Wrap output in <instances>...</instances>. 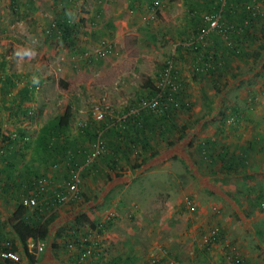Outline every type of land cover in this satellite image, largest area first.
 Masks as SVG:
<instances>
[{
  "label": "rangeland",
  "instance_id": "374dc122",
  "mask_svg": "<svg viewBox=\"0 0 264 264\" xmlns=\"http://www.w3.org/2000/svg\"><path fill=\"white\" fill-rule=\"evenodd\" d=\"M8 1L0 0V52L8 51V65L24 62L37 70L20 77L18 82L27 80L20 95L1 97L0 249L11 243L2 234L11 232L7 220L19 204L21 182L43 174L59 186L81 165L82 193L53 210L58 215L43 248L31 250L33 260L23 257L22 263L110 264L106 254L121 252L130 238V252L137 244L143 248L145 260L138 264H154L159 247L181 264H227L223 242L237 247L241 264H264V242L256 232L264 236V48L254 56L264 42V0H233L235 6L224 11L223 23L235 30L244 11L259 7L262 13L247 37L234 40L233 51L223 33L205 37L199 52L219 57L206 73L195 70L196 52L175 46L195 29L182 12L195 10L187 15L199 19L211 10V0H202L209 2L205 9L191 0H158L151 17L144 11L153 0H70L65 12L78 28L71 46L48 26L63 6L60 0H17L15 12ZM168 61L182 85L171 103L176 113L135 110L152 94L143 79L155 85ZM102 104L114 110L104 112L112 120L96 116ZM120 112L138 113L143 123L136 127L144 135L130 122L113 125ZM60 122L65 126L59 135L44 133ZM12 133L14 150L5 159ZM97 139L103 152L86 161ZM151 150L155 154L145 158ZM241 153L243 165L237 163ZM221 158L237 165L228 172ZM27 211L33 225L51 212ZM110 227L114 238L102 235ZM85 237L96 249L91 255L85 254Z\"/></svg>",
  "mask_w": 264,
  "mask_h": 264
},
{
  "label": "trees",
  "instance_id": "16d2710c",
  "mask_svg": "<svg viewBox=\"0 0 264 264\" xmlns=\"http://www.w3.org/2000/svg\"><path fill=\"white\" fill-rule=\"evenodd\" d=\"M60 1L62 2L63 6L56 12V16L54 17V19H52V21L49 22L48 26H49V30H51L53 32H55V30H56L57 33L56 32L55 33L57 34L58 38L62 42H65V43H67L68 46H71V44L73 42V39L76 36L75 34L77 33L78 28L76 27L75 23H73L72 20L69 18V13L65 12L66 9H67L65 3L69 4L70 0H60ZM232 2H233V0H224V3L222 2V0H211V2H210L211 10L207 11L205 13V15L200 16L199 19H196V18L193 19L192 18L193 19L192 20L193 24H195L193 26L195 28L194 29L195 31H193L191 37L189 39H187L186 42L181 43L180 46H178V47L175 46V49L178 52L180 51L179 49L182 48V47L185 50H190V51L196 52L197 57L200 60L198 61L199 63L196 65L195 70H198L199 72L204 71L206 73V72H209L207 70L212 71L213 68H215L216 64L219 63V60H218L219 57H217L216 55H214V54L213 55L206 54V56H205L202 52H199L201 47L203 46V44L200 43V42H197L196 40H194V37L205 26L204 17L206 15L216 14V13L219 12V21L222 22L223 19H224V17H221L222 16V11H223V9H224V11H227L228 8L230 7V5L232 4ZM7 5H8L9 9L12 12H15L16 9H17V0H9ZM28 5L30 6V4H28ZM219 5H221L222 7L219 8ZM195 13H196L195 10H192V9L190 10V15L192 17L195 15ZM261 13L262 12L260 11L259 7H257V8L252 7L249 10L244 11L243 19L239 21L240 25L237 26V30H235L234 25H233V28H231L232 24L228 25L230 29H227L226 31H224L225 39L227 38V43H229L228 46H226V49L229 48L232 51L235 50V42H234V40H240L242 37H247L249 35L248 29L250 27H254L255 21L260 19V14ZM194 20L196 21V23L194 22ZM260 28H262V30L264 29V27H262V26ZM232 31H236V33H231L229 35V32H232ZM211 33H219V34H221L222 32L208 31L207 36L211 35ZM231 35H232V39H231ZM261 35H262L261 37L264 39V32L263 31H262ZM221 36H222V34H221ZM188 42H191V43L190 44H186ZM225 45H227V44H225ZM257 45H258V48L255 50L254 56H258V55L261 54L260 52L264 48V42L261 41ZM3 55H4V53H0V66L4 63ZM173 72H174V70H173ZM174 81H175V84L177 85V92H171V90L166 89L165 90L166 95H167V93H169L173 97H175L176 95H179V91H180L182 85L179 82L177 77L174 78ZM143 83L148 86V88L151 90L150 91L151 93H155L156 85H153V82H152L150 77H148V76L145 77L143 79ZM34 87H35L34 84L30 85V89H34ZM169 103L171 104L173 102L170 101V99H169L167 105H165V107H164V110L163 111H158V114L160 116L165 117V116L168 115L170 117L171 114H175L176 113L175 112L176 111V107L173 106L172 104H171V106L168 107ZM185 108H189V107H187L185 105ZM120 113H122V112H120ZM140 113H142V112H140ZM103 115H104L103 117L108 116V118H102L100 120L101 122H103V120H106V119H109V118H110L109 120L113 119V117L110 116L107 113H103ZM139 117L140 116H139L138 113L137 114H133L132 116L125 117L121 121H114L116 123H114L113 125H116L117 128H120V127H123V125L125 126L126 122H130V124H133V126H135L136 132L139 133L141 136H143L144 134H143L142 129L140 131H138V129L136 127L137 126L136 123H140V124L143 123V120L141 119V117L140 118ZM64 126H65V124H63L62 122H60V124L56 123L54 126L49 125V128L44 130V133H48V132H49V134L57 133V135H59L61 130H63ZM184 126L187 127L188 125H186V123H184L183 127ZM84 131L87 133L89 130L87 128H85ZM118 132H119L120 135H122V131H118ZM12 134L8 135L6 137L7 140L9 141V144H10V141L13 140V138H11ZM94 139H95V137H94ZM173 140L177 141V140H179V137L177 136V138H174ZM175 141H174V143H175ZM226 148L227 147H224L222 149L223 153L226 151ZM90 149H91V147L89 148V150ZM89 150L87 151V154H88ZM102 152H103V150L97 156H99ZM153 154H155V151L151 150V151H149L148 155L145 154V158L148 157V156H151ZM222 158H221V167L229 172V170L232 169L231 166H235V165H237V163H241V165H243L244 164L243 162H244L246 157H245V153L239 154V158H238L239 162H237V163L233 162V161L232 162L231 161H224ZM53 163H57L56 166H58V162L57 161H53L52 165H53ZM26 183L27 182H21V184H20L21 188L23 186V188H22L23 191L21 190L23 193L27 191V189L24 188L26 186ZM28 192H29V187H28ZM223 192L226 195L230 194L228 192V190H223ZM78 193H79V196H80V194L82 193L80 189H78ZM24 209H25V206H23V205L21 206V205L18 204L17 207L15 208V210L11 213L10 217L8 218L7 223L9 225V227H10L11 233L14 235V237L16 239V242H15V244L11 243L9 245V248L7 246L2 247V248L10 249V250L15 251L17 253V255L19 256V258L24 256V258L29 262V261L33 260L34 254L31 251H29L28 248H27V245H26L27 239L29 237L33 238V239H36V238L44 239V238H46L47 233L49 232L48 225H49V223H51L56 218V216L58 214H57V211H51L50 213H48L43 218V220L38 225H33L30 221H28L25 218ZM35 211L40 214L39 209L35 208ZM97 224H101V222H98ZM256 232L260 236V239L264 242V236L261 233V230L257 229ZM217 234H215V236H217ZM94 250H96V249H94ZM20 251H22V253ZM92 252H93V250H92ZM86 255H91V253L86 254ZM78 259L79 260H77V261L80 262V260H81L80 257ZM163 261H164V259H160V261L156 260L153 263L154 264H161L160 262H163ZM0 264H12V263L8 259H1L0 260Z\"/></svg>",
  "mask_w": 264,
  "mask_h": 264
},
{
  "label": "built area",
  "instance_id": "2783aa9c",
  "mask_svg": "<svg viewBox=\"0 0 264 264\" xmlns=\"http://www.w3.org/2000/svg\"><path fill=\"white\" fill-rule=\"evenodd\" d=\"M222 2H224V0ZM158 3V0H153L151 6L155 7L158 5ZM204 21L205 26L194 37V40L202 44L204 43L205 36H207L208 31L222 32L225 37L224 31L230 29L229 26H226L221 21H219V12L216 14L206 15L204 17ZM191 42H188L186 44H190ZM108 46L109 44L106 47ZM171 65V62L168 61L167 65L163 68V70L156 78L155 93L150 94V96L141 98L138 101V105L135 110L139 111V109L147 107L155 112L163 111L165 105H167L168 103V100H173V96H171L169 93H167L166 95L165 93L166 89L171 90V92H177V85L174 81V78L176 76L172 73ZM100 106L103 110L98 107H96L95 109L96 116L100 118L103 116V113L106 112V109H112L109 104H102ZM112 111L114 110L112 109ZM128 114V112L125 114H117V121L123 120L125 117H127ZM13 136H16V134L13 133L11 138H13ZM103 149L104 148L101 140L97 139L94 144H92L91 149L86 156V161L94 159ZM53 165L56 166L57 163H53ZM81 168L82 166L80 165L76 169L70 170V173H68L64 183L59 186L52 187L49 178L43 174L35 176L33 178H28L26 180V186L24 187L27 189V191L26 193H21L19 205H23L25 206V208H37L39 209L40 213L43 214L55 210V208L63 202H66L68 200H76L79 197L78 185L81 181L79 169ZM185 203L187 208H189L190 210L193 209V206L189 199H186ZM83 242L84 251L86 252L85 254L91 253L93 248L92 246L87 245L88 243L86 242V237L84 238ZM26 245L29 251L33 249L35 251H40L43 248L44 242L43 239H33L29 237L26 241ZM7 247L9 248V244ZM222 249L227 264H241V258L235 245L230 244L229 242H223ZM158 250L160 255L157 257V259L154 257L155 259H153V261L164 259L163 264H181L171 258L166 249L159 247ZM0 258L8 259L14 264H24L20 261L17 253L10 249L1 248Z\"/></svg>",
  "mask_w": 264,
  "mask_h": 264
},
{
  "label": "crops",
  "instance_id": "0c3cea01",
  "mask_svg": "<svg viewBox=\"0 0 264 264\" xmlns=\"http://www.w3.org/2000/svg\"><path fill=\"white\" fill-rule=\"evenodd\" d=\"M233 2H234V6H235V1H233ZM188 4H190V5H196V7H198V9H199V7H201V9H205V7H207L209 5V2H205L204 3L202 0H196V1H192L191 0ZM232 6H233V3L230 5L229 9ZM184 7H187V6H184ZM221 7L222 6L219 5V8H221ZM180 10H181V8H180ZM187 10H189V11H185L184 13L182 12V16L181 17H182L183 21L184 20L188 21V19L193 20V19H191L188 16L190 14V9L188 8ZM144 13H148L149 17H151L153 15L152 6L150 5L149 7H147V10H145ZM221 17H224V9L222 11V16ZM222 23H223V21H222ZM125 24H127V23H125ZM226 26H228V25H226ZM231 26L233 28V25H231ZM189 32H190V34L187 36L188 38L191 37V31H189ZM215 34L216 33H211V35H209V37L208 36H205V37L211 38V37L215 36ZM13 50H14V48H13ZM0 53H4V55H3V57H4V59H3L4 63L0 66V102H2V100H1L2 95L3 96L4 95H9L10 93L16 94L17 92L20 95V91L25 90V89H23V85L26 84L25 82H27V80H24L23 82L22 81L18 82V80L21 79V78L26 79V77L29 76V72L30 71H34V70L36 71L37 69L36 68H31V66H29V65H25L24 62L19 63L16 66H14V65H8V60L10 58V57H8L9 56L8 51H5L4 50V51H2ZM13 55H14V51H13ZM7 65L9 66L8 68H7ZM175 72L177 73L178 71H176V69H175ZM179 74H181L180 71H179ZM22 93H24V92H22ZM257 137H258V135H257ZM13 150L14 149H13L12 145H10V144L9 145H6L5 148H4V152H3L4 154L2 155L3 158L7 159V154L9 155V153H11ZM15 173H16V171H15ZM14 180H15V178H14ZM27 209L28 208H25L24 209V216H25V218H26L27 213H28ZM115 231H116V229H114L113 227H110L106 232L104 231V234L102 233V235H107L108 236L110 233H112L113 234L112 237L114 238L115 235H116L114 233ZM6 232L7 231L5 230L4 231V234H2V235H4V237H7V238H5V240L6 239H9V240H6V241H10L11 243L15 244L16 239H15L14 235L11 232H9V233H6ZM126 242H127V240H126ZM130 244H131V241H130V238H128V246H126L127 244L125 243V244H123V247L121 248V252L123 251V253L120 252V248H119V250H117V252H115V253L106 254V257H108V258H106V259H108V262L110 264L113 263V262H114V264H124V263L125 264H138V263H141L143 260H145L144 256L139 255L140 252L143 251L142 246L140 244L135 245L136 248L133 249L132 252H135L136 255L133 256V253L129 251ZM218 244H219V242H218ZM218 244L216 245V247L218 246ZM20 252L22 253V251H20ZM114 255H117V256H114ZM121 255H123V256H121ZM137 255L139 257H137ZM23 257H21V259ZM63 257H65V255ZM11 263L14 264L13 262H11Z\"/></svg>",
  "mask_w": 264,
  "mask_h": 264
}]
</instances>
